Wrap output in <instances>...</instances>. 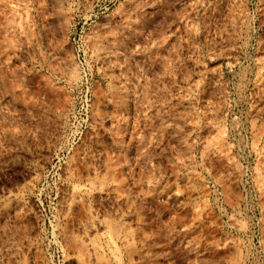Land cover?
Segmentation results:
<instances>
[{
	"label": "rangeland",
	"instance_id": "1",
	"mask_svg": "<svg viewBox=\"0 0 264 264\" xmlns=\"http://www.w3.org/2000/svg\"><path fill=\"white\" fill-rule=\"evenodd\" d=\"M0 264H264V0H0Z\"/></svg>",
	"mask_w": 264,
	"mask_h": 264
}]
</instances>
